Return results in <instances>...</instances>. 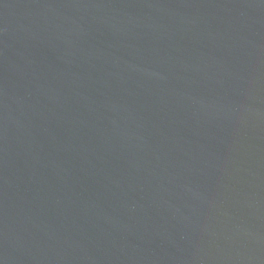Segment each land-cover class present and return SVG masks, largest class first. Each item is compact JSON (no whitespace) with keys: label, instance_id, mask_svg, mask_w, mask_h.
I'll return each mask as SVG.
<instances>
[{"label":"water","instance_id":"water-1","mask_svg":"<svg viewBox=\"0 0 264 264\" xmlns=\"http://www.w3.org/2000/svg\"><path fill=\"white\" fill-rule=\"evenodd\" d=\"M0 264H264V0H0Z\"/></svg>","mask_w":264,"mask_h":264}]
</instances>
